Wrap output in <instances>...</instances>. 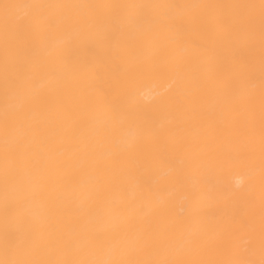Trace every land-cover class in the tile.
<instances>
[{"label": "bare ground", "instance_id": "obj_1", "mask_svg": "<svg viewBox=\"0 0 264 264\" xmlns=\"http://www.w3.org/2000/svg\"><path fill=\"white\" fill-rule=\"evenodd\" d=\"M0 264H264V0H0Z\"/></svg>", "mask_w": 264, "mask_h": 264}, {"label": "clouds", "instance_id": "obj_2", "mask_svg": "<svg viewBox=\"0 0 264 264\" xmlns=\"http://www.w3.org/2000/svg\"><path fill=\"white\" fill-rule=\"evenodd\" d=\"M242 183H243V179L242 178H237L236 186L239 187Z\"/></svg>", "mask_w": 264, "mask_h": 264}]
</instances>
